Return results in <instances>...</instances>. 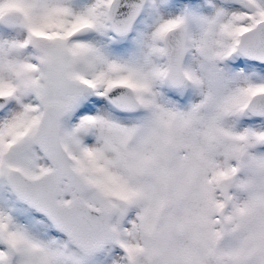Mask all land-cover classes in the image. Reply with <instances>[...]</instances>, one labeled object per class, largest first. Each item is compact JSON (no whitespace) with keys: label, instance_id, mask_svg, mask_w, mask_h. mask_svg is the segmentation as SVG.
<instances>
[{"label":"snow or ice","instance_id":"6c2138e0","mask_svg":"<svg viewBox=\"0 0 264 264\" xmlns=\"http://www.w3.org/2000/svg\"><path fill=\"white\" fill-rule=\"evenodd\" d=\"M0 264H264V0H0Z\"/></svg>","mask_w":264,"mask_h":264}]
</instances>
